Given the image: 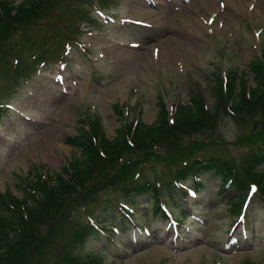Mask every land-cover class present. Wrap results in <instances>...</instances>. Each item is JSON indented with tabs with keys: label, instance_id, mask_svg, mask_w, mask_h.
<instances>
[{
	"label": "rangeland",
	"instance_id": "obj_1",
	"mask_svg": "<svg viewBox=\"0 0 264 264\" xmlns=\"http://www.w3.org/2000/svg\"><path fill=\"white\" fill-rule=\"evenodd\" d=\"M155 1L156 6L148 7L139 0L140 6L136 0H61L47 17L30 21L17 31L16 37L6 39V53L0 51L1 58L13 54L19 62L29 58L26 46L20 49L18 43L27 35L30 42L37 44V50H47L54 54L52 57L69 46L60 60L54 62L50 57L46 59H51L49 63L36 64L35 74L25 82L19 78L16 86L11 85L13 75L7 63L1 62L0 102L11 103L12 109L0 119V193L8 192L20 198L23 187L18 182L19 176H25L35 167L43 174L57 172L66 160L72 159L76 149L66 144L64 138L78 134V128L87 129L89 118L93 119L90 115L98 117L104 135L110 138L122 121L115 106L124 115L127 109L126 119L138 116L143 123H150L156 117L159 97L169 116L173 106L188 100L189 89L193 88L202 93L206 105L212 108L213 71L217 69L219 74L222 70L241 71L256 55L258 47H264V0H220L223 8L218 7V0H210L214 2L210 8H205L201 0ZM99 2L107 8L103 9ZM94 7L113 13L115 22H101ZM80 10L90 17L91 27L86 18L73 17ZM51 14L60 18L59 28L70 31L77 28L73 39L66 38L65 46L61 45L63 39L51 42V38L44 37ZM210 17L212 22L207 24ZM130 18L147 21L152 27L121 22ZM47 32L51 33V28ZM77 36L79 44H73L71 41ZM131 42L139 46L132 48ZM26 62L32 68L33 63ZM248 82L253 85L250 78ZM250 130L248 119L242 123L223 117L210 135L208 130L200 138L205 141L219 138L217 148L213 144L209 147L215 153L221 150L240 160L249 149L236 140ZM153 167L155 174L145 167L140 170L141 176L151 179L155 175L164 182L169 176L167 167L160 163ZM92 180L89 176L84 187L89 188ZM203 181L204 186L195 199L178 201L176 208L167 203L177 217L184 214L181 220L185 221L180 224L176 238L174 235L170 238L164 229L165 220L148 215L149 194L126 198L121 194V184L116 183L101 190L95 202L77 215L78 221L86 222L87 213L100 227L110 224L108 218L114 212H105L108 208L99 201L111 196L135 202L137 225L140 229L148 227V232L138 235V231L129 234L126 230L108 239L103 232L93 230L75 245H67L66 237L58 233L55 243L52 240L37 247L23 264H54L73 254H93L99 264H264V203L257 196L253 198L246 214L245 239L240 240L241 233L235 230L233 239L239 242L226 250L223 248L229 238L226 230L234 219L226 201L235 191L226 187L219 192L217 175L206 173ZM184 182L190 185L191 178ZM175 196L178 197L177 192ZM189 213L197 214L200 221L188 218ZM37 227L46 232V227ZM151 251L154 257L147 261L145 258Z\"/></svg>",
	"mask_w": 264,
	"mask_h": 264
},
{
	"label": "trees",
	"instance_id": "obj_2",
	"mask_svg": "<svg viewBox=\"0 0 264 264\" xmlns=\"http://www.w3.org/2000/svg\"><path fill=\"white\" fill-rule=\"evenodd\" d=\"M58 1L0 0V46L4 45L14 27L42 17L48 10L46 7H54ZM26 43H21L20 48ZM27 45L29 49L33 47L31 42ZM22 65L17 64L13 71L25 72ZM245 68L231 71L223 88L215 72L213 76L217 82L210 89V95L215 97L213 108L205 109L202 96L191 90L188 100L177 104L171 123L166 121L160 97L156 101L158 111L152 122L143 123L137 118L134 124L129 122L123 126L120 121V126L110 138L104 135L95 117L89 118L87 129L78 128L77 136L65 138L68 144L75 147L76 153L60 167L59 172L53 171L45 181L38 179L32 169L27 173L20 198L8 193L0 195V264H23L52 232H64L72 243L81 240L89 232V227H78L70 221L73 207L92 198L107 178L108 182H118L131 175L136 168L147 166L153 169L158 161L177 165L178 171L173 173L175 177L197 171L219 175L221 190L229 180L230 187L235 190L227 202L232 214L238 212L248 183H254L257 194L264 199V55L259 59H250ZM248 76L253 81L252 86L248 84ZM115 107L121 117L120 110ZM218 110L221 116L251 122V130L236 140L237 144L249 149L239 161L229 156H205L201 150L205 143L189 140L193 133L204 129L213 131ZM254 124L257 126L254 127ZM111 168L117 170L109 174ZM89 176L93 180L90 187L85 188L83 184ZM145 190L151 191L152 207L157 212L155 182L146 180L124 191ZM37 225L46 227V232L42 233ZM96 260L91 255H73L65 256L61 264H96Z\"/></svg>",
	"mask_w": 264,
	"mask_h": 264
},
{
	"label": "bare ground",
	"instance_id": "obj_3",
	"mask_svg": "<svg viewBox=\"0 0 264 264\" xmlns=\"http://www.w3.org/2000/svg\"><path fill=\"white\" fill-rule=\"evenodd\" d=\"M201 3L203 4V6L205 8H210L211 6H213L214 2L210 1V0H201ZM154 257V251H151V254H149L148 256H146V260H152V258Z\"/></svg>",
	"mask_w": 264,
	"mask_h": 264
},
{
	"label": "snow or ice",
	"instance_id": "obj_4",
	"mask_svg": "<svg viewBox=\"0 0 264 264\" xmlns=\"http://www.w3.org/2000/svg\"><path fill=\"white\" fill-rule=\"evenodd\" d=\"M253 191H255V188H253Z\"/></svg>",
	"mask_w": 264,
	"mask_h": 264
}]
</instances>
